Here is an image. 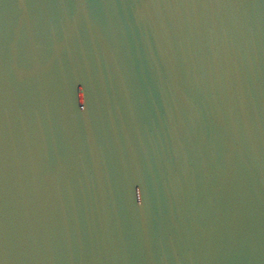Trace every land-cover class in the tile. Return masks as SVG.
I'll use <instances>...</instances> for the list:
<instances>
[{
	"label": "water",
	"instance_id": "95a60500",
	"mask_svg": "<svg viewBox=\"0 0 264 264\" xmlns=\"http://www.w3.org/2000/svg\"><path fill=\"white\" fill-rule=\"evenodd\" d=\"M0 264H264V0H0Z\"/></svg>",
	"mask_w": 264,
	"mask_h": 264
}]
</instances>
